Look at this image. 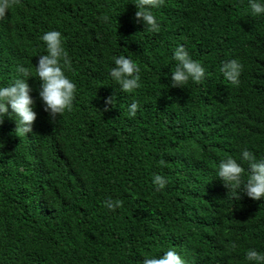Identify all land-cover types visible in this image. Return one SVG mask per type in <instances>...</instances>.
I'll return each instance as SVG.
<instances>
[{"label":"trees","instance_id":"16d2710c","mask_svg":"<svg viewBox=\"0 0 264 264\" xmlns=\"http://www.w3.org/2000/svg\"><path fill=\"white\" fill-rule=\"evenodd\" d=\"M135 3L20 0L0 21V87L27 67L37 114L26 136L15 116L0 125V264H142L170 249L186 264L264 255V199H234L217 177L232 157L247 180L242 150L264 159V15L249 0H165L152 9V33L136 22ZM52 30L77 86L72 110L55 122L35 72L47 54L40 37ZM179 45L204 67L203 83L171 86ZM121 55L140 68L131 94L110 76ZM233 59L243 66L239 86L220 72ZM133 101L140 108L130 118ZM157 174L168 181L161 191ZM108 199L122 206L109 210Z\"/></svg>","mask_w":264,"mask_h":264},{"label":"clouds","instance_id":"9594fccd","mask_svg":"<svg viewBox=\"0 0 264 264\" xmlns=\"http://www.w3.org/2000/svg\"><path fill=\"white\" fill-rule=\"evenodd\" d=\"M164 2L165 0H136L137 10L134 14L136 22H142L148 32L158 33L160 24L152 9L163 6ZM19 4L20 0H0V21L7 17L11 8ZM249 7L253 15H264V3L259 0H249ZM104 19L107 20L108 17ZM40 39L46 45L47 54L39 56L35 67L36 76L41 81L39 97L50 121L55 122L58 116L72 110L77 86L65 75L64 69L70 68L71 60L63 46L61 33L55 30L48 31ZM173 59L177 63L174 71L171 72L172 87H183L190 80L196 84L204 82L207 75L204 67L190 57L183 45H179L174 50ZM113 60L115 66L111 68L110 76L120 86L121 91L131 94L139 89L141 84L138 65L123 55L114 57ZM242 70V64L235 59L223 62L220 67L223 77L235 86H239ZM17 72L19 78L8 86L0 87V125L3 124L6 115L10 118L15 116L17 118L15 132L19 136H26L33 131L37 118L33 110L35 100L31 95L32 88L27 83L32 73L24 66H18ZM114 103V97H107L104 111H108V106ZM139 108L140 105L133 101L128 106L129 117L134 118ZM241 159L248 164L249 175L246 181L242 180L245 169L232 157H227L219 163L217 177L233 192L234 199H240L241 191L254 201L264 199V159L257 160L247 149L242 150ZM152 183L156 191H161L168 181L157 174L154 175ZM105 206L114 211L122 206V202L108 199L105 201ZM232 248L235 249L236 245L233 244ZM246 259L254 264H264V255L255 249L246 252ZM142 264H186V262L175 250L170 249L158 258H144Z\"/></svg>","mask_w":264,"mask_h":264}]
</instances>
